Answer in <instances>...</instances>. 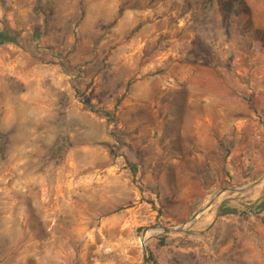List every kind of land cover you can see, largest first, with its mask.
<instances>
[{
	"label": "rangeland",
	"instance_id": "1",
	"mask_svg": "<svg viewBox=\"0 0 264 264\" xmlns=\"http://www.w3.org/2000/svg\"><path fill=\"white\" fill-rule=\"evenodd\" d=\"M4 24L0 264H264V0H0ZM220 201L247 234L198 228Z\"/></svg>",
	"mask_w": 264,
	"mask_h": 264
},
{
	"label": "crops",
	"instance_id": "2",
	"mask_svg": "<svg viewBox=\"0 0 264 264\" xmlns=\"http://www.w3.org/2000/svg\"><path fill=\"white\" fill-rule=\"evenodd\" d=\"M213 149L215 151L218 150V147H216V145L213 146ZM207 163L204 161L203 159V163ZM224 201H220L219 204L216 206L215 210H213V212L209 213L207 212V214H205L203 221H201L199 223V227L206 225L208 228V231L211 230H219L220 232L225 229V231H227L226 229L229 226V222L233 221V219L236 221V224H238L240 221H243V223H240V225L236 226L234 225V227L236 226L235 230L236 233L239 234L241 231H244L245 234H247V228H248V224L249 221H244L242 219H240V217L238 216V212L237 209L235 207L230 206L229 204H225L222 203ZM231 203L233 204L234 201H231ZM244 205H247L248 203L244 202ZM241 205V204H240ZM260 214L264 215V208L261 209ZM248 219L250 217L251 220H254V215L249 214L247 215ZM240 220V221H239ZM217 232V231H216Z\"/></svg>",
	"mask_w": 264,
	"mask_h": 264
},
{
	"label": "trees",
	"instance_id": "3",
	"mask_svg": "<svg viewBox=\"0 0 264 264\" xmlns=\"http://www.w3.org/2000/svg\"><path fill=\"white\" fill-rule=\"evenodd\" d=\"M209 1H212V0H209ZM8 42L16 43L17 37H16V33L10 27L4 24V26L0 29V46ZM82 102L89 111L95 112V113H101L104 116L108 115L107 111L96 108L94 104L89 103L84 99H82ZM262 208H264V202L260 203L259 205V209H262ZM148 258L150 261H152L155 264L151 253H149Z\"/></svg>",
	"mask_w": 264,
	"mask_h": 264
},
{
	"label": "water",
	"instance_id": "4",
	"mask_svg": "<svg viewBox=\"0 0 264 264\" xmlns=\"http://www.w3.org/2000/svg\"><path fill=\"white\" fill-rule=\"evenodd\" d=\"M245 188L244 187H231V188H226V189H222V190H219L217 191L215 194L212 195V197L210 198V201H212L214 198L218 197L224 190H236V191H243ZM209 205V203H208ZM205 206L204 208H202L199 212L195 213L190 219H189V223L188 224H192L195 220V218L197 217L198 214L202 213L207 207ZM187 227V226H186ZM185 226H182L180 227L179 229L182 230V229H185L186 228ZM144 237V236H143ZM142 248H143V252L146 253V247H145V242L142 243ZM147 260V259H146Z\"/></svg>",
	"mask_w": 264,
	"mask_h": 264
},
{
	"label": "bare ground",
	"instance_id": "5",
	"mask_svg": "<svg viewBox=\"0 0 264 264\" xmlns=\"http://www.w3.org/2000/svg\"><path fill=\"white\" fill-rule=\"evenodd\" d=\"M155 232H156V231H153V232H150V233L145 234V235H144V238L146 239V238L150 237V236L153 235Z\"/></svg>",
	"mask_w": 264,
	"mask_h": 264
}]
</instances>
